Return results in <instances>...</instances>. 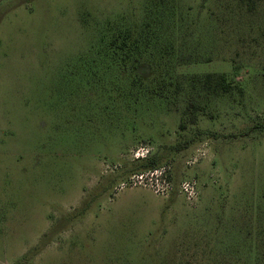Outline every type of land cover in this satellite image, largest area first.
Returning a JSON list of instances; mask_svg holds the SVG:
<instances>
[{
  "label": "rangeland",
  "instance_id": "obj_1",
  "mask_svg": "<svg viewBox=\"0 0 264 264\" xmlns=\"http://www.w3.org/2000/svg\"><path fill=\"white\" fill-rule=\"evenodd\" d=\"M0 264H264V0H0Z\"/></svg>",
  "mask_w": 264,
  "mask_h": 264
},
{
  "label": "built area",
  "instance_id": "obj_2",
  "mask_svg": "<svg viewBox=\"0 0 264 264\" xmlns=\"http://www.w3.org/2000/svg\"><path fill=\"white\" fill-rule=\"evenodd\" d=\"M148 152V151H147ZM144 154L137 153L138 156H142ZM160 171L161 177L164 179L163 183H157L155 187V191L159 194L167 195L173 189L172 180L169 178L171 174V167H161L157 168L154 171L150 172L151 177H149L148 173H138L132 176L131 182L134 184H147V181H152L153 176ZM198 181L196 178H189L184 179L180 184L181 192L186 196L187 200L195 201L199 197V190H198ZM125 185V184H123Z\"/></svg>",
  "mask_w": 264,
  "mask_h": 264
},
{
  "label": "trees",
  "instance_id": "obj_3",
  "mask_svg": "<svg viewBox=\"0 0 264 264\" xmlns=\"http://www.w3.org/2000/svg\"><path fill=\"white\" fill-rule=\"evenodd\" d=\"M127 39V38H126ZM124 47H122L123 49ZM198 81L202 82L203 86L206 87L208 90H211L213 92H230L233 87L232 84L227 81V76L225 74H215V73H208L203 78L199 77L197 79ZM190 109V119L192 123L196 122V114H195V107L196 104L194 101L190 102V105L188 106ZM181 127L185 128V123H181ZM188 142L184 144H179L177 147L182 146H188ZM147 166H155L154 160H149V163Z\"/></svg>",
  "mask_w": 264,
  "mask_h": 264
}]
</instances>
